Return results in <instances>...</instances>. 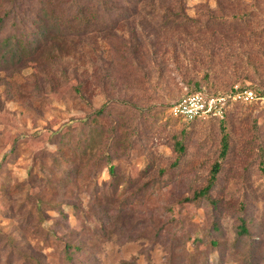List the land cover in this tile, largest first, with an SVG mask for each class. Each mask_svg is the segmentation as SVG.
Segmentation results:
<instances>
[{
	"label": "rangeland",
	"instance_id": "rangeland-1",
	"mask_svg": "<svg viewBox=\"0 0 264 264\" xmlns=\"http://www.w3.org/2000/svg\"><path fill=\"white\" fill-rule=\"evenodd\" d=\"M180 7L187 26L167 28L148 9L143 21H119V39L99 54L95 37L79 52L50 31L9 55L0 264H264V101L231 112L223 161L220 123L185 124L168 111L196 86L264 95V0ZM218 161V208L183 202ZM241 217L252 250L237 235Z\"/></svg>",
	"mask_w": 264,
	"mask_h": 264
},
{
	"label": "trees",
	"instance_id": "trees-1",
	"mask_svg": "<svg viewBox=\"0 0 264 264\" xmlns=\"http://www.w3.org/2000/svg\"><path fill=\"white\" fill-rule=\"evenodd\" d=\"M165 5L167 3L162 0H0V71L9 69V55L17 53L21 42H30L37 48L43 43L44 34L50 31L57 33L73 48L76 47L79 52L82 51L86 39L95 37L99 43L94 42L92 45L94 50L99 46L96 49V53L99 54L100 45L104 43L111 46L114 41L119 39L115 34V26L119 21L129 22L132 19L143 21L145 20L144 12L148 9L155 10V14L152 17L160 20V23L167 28L174 30L189 24V19L180 7L183 6V0L176 1L177 8L165 7ZM160 10L163 11L161 14L157 12ZM130 11L132 12L130 13ZM160 15L162 16L160 17ZM9 30L11 33H8ZM235 86L253 90L260 98L264 99V95L253 87L238 84L232 85L227 90L196 86L195 89L189 91L185 96L199 92L208 95L226 94L232 91ZM258 103L230 104L223 120L187 122L183 119L173 118L171 115L170 117L176 121L191 125L197 123H220L222 125V140L219 159L223 161L230 152L229 135L225 130L224 124L228 121L231 112L237 107ZM177 145L179 151L183 154L185 151L183 143H178ZM221 161L213 165L206 186L194 193L192 198L185 199L183 202L199 205L202 201H206L214 209L218 208L219 201L212 196V192L218 185L219 176L223 169ZM178 165L179 162L173 167L176 168ZM109 173L111 176H115V167L113 165H110ZM77 174L74 177L75 179L78 178ZM247 226L246 219L241 217L237 235L239 239L245 240L244 245L252 250V233ZM212 230L214 234L222 232L219 223H214ZM212 244L218 246L219 242L214 239ZM69 259L72 260L70 257Z\"/></svg>",
	"mask_w": 264,
	"mask_h": 264
},
{
	"label": "built area",
	"instance_id": "built-area-1",
	"mask_svg": "<svg viewBox=\"0 0 264 264\" xmlns=\"http://www.w3.org/2000/svg\"><path fill=\"white\" fill-rule=\"evenodd\" d=\"M263 101L264 99L260 98L253 90L235 86L232 91L226 94L208 95L199 92L185 96L171 103L169 114L173 118L183 119L187 122L223 120L230 104H252Z\"/></svg>",
	"mask_w": 264,
	"mask_h": 264
}]
</instances>
